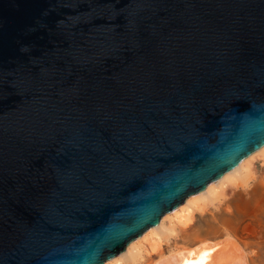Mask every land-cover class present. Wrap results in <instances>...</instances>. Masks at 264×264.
<instances>
[{"label": "water", "instance_id": "water-1", "mask_svg": "<svg viewBox=\"0 0 264 264\" xmlns=\"http://www.w3.org/2000/svg\"><path fill=\"white\" fill-rule=\"evenodd\" d=\"M263 146L264 0H0V264H105Z\"/></svg>", "mask_w": 264, "mask_h": 264}, {"label": "rangeland", "instance_id": "rangeland-1", "mask_svg": "<svg viewBox=\"0 0 264 264\" xmlns=\"http://www.w3.org/2000/svg\"><path fill=\"white\" fill-rule=\"evenodd\" d=\"M261 151L263 152L264 149ZM261 151L250 155L251 159L255 155L250 163L254 170L253 175L259 181L264 180V152L261 153ZM223 187L218 199L205 205L204 211L196 212L191 222L185 223L180 217L181 213L175 212L180 205L162 217L159 225L162 222L164 225L158 230L160 232L157 235L148 233V236L147 230L141 237L132 241L133 252H142L143 257H139L141 254L136 253L139 257L138 264H153L160 255L170 254L182 247L193 246L205 239L218 241L226 238L235 243L237 241L236 244L242 248L248 264H264V186H257L255 192L248 195L233 194L231 183H226ZM189 198L194 199L193 195L187 199ZM229 198H232L230 204L227 202ZM178 215L180 218H177ZM155 238L158 241L154 242ZM117 257L107 260L105 264L120 263L114 262Z\"/></svg>", "mask_w": 264, "mask_h": 264}, {"label": "bare ground", "instance_id": "bare-ground-1", "mask_svg": "<svg viewBox=\"0 0 264 264\" xmlns=\"http://www.w3.org/2000/svg\"><path fill=\"white\" fill-rule=\"evenodd\" d=\"M263 149L264 146L256 152ZM263 152L261 151V153ZM251 156L244 158L236 167L226 172L219 180L210 183L203 192L193 195L194 199H186V201L175 212L181 213L180 217L184 219L183 221H185V223H189L193 220V217H195L196 212L204 211L205 205H207L211 201L218 199V197L221 195V191L224 189L223 186H225L226 183H231L233 185V194L239 193L240 195H248L253 191L255 192L257 186L263 187L264 180L259 181L253 175L254 170L252 167V163L250 162L255 158V155L252 159ZM231 199L232 198H229L227 202L229 203L230 201H232ZM178 217L179 215L177 216V218ZM160 225L158 224L153 228H150L147 231V234L149 233L154 235V233H156L155 235H157V233L160 232L158 230L163 227L164 222H162ZM153 235L151 236L153 237ZM155 241L158 240L156 239L154 240V242ZM225 242L226 240L222 241L221 239L220 241H210V239H205L204 241H201L197 244L195 243V245L193 246L182 247L177 249L176 251H173L172 253L170 252V254H164L162 256L160 255V258H158L153 264H248V260L246 259V256L240 246L235 245L233 242H229L228 244ZM133 245L134 244L130 243L124 253L118 256L114 260V262L138 264L139 257H143L141 254L142 252H136L137 254H141H139L140 256L138 257V255L133 252ZM137 247L139 246L137 245ZM137 247L135 248L136 250Z\"/></svg>", "mask_w": 264, "mask_h": 264}]
</instances>
